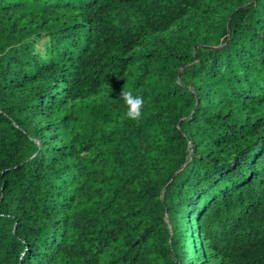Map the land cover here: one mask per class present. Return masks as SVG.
<instances>
[{
  "label": "trees",
  "instance_id": "trees-1",
  "mask_svg": "<svg viewBox=\"0 0 264 264\" xmlns=\"http://www.w3.org/2000/svg\"><path fill=\"white\" fill-rule=\"evenodd\" d=\"M0 264H264V0H0Z\"/></svg>",
  "mask_w": 264,
  "mask_h": 264
},
{
  "label": "clouds",
  "instance_id": "clouds-1",
  "mask_svg": "<svg viewBox=\"0 0 264 264\" xmlns=\"http://www.w3.org/2000/svg\"><path fill=\"white\" fill-rule=\"evenodd\" d=\"M120 99L124 102L126 107L125 116L128 120L139 121L142 117V110L144 106V98L141 95H136L132 90L123 88Z\"/></svg>",
  "mask_w": 264,
  "mask_h": 264
},
{
  "label": "water",
  "instance_id": "water-1",
  "mask_svg": "<svg viewBox=\"0 0 264 264\" xmlns=\"http://www.w3.org/2000/svg\"><path fill=\"white\" fill-rule=\"evenodd\" d=\"M245 5V4H242V6Z\"/></svg>",
  "mask_w": 264,
  "mask_h": 264
}]
</instances>
